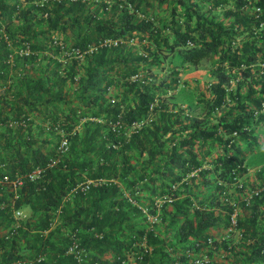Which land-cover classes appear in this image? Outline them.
<instances>
[{"label":"trees","instance_id":"1","mask_svg":"<svg viewBox=\"0 0 264 264\" xmlns=\"http://www.w3.org/2000/svg\"><path fill=\"white\" fill-rule=\"evenodd\" d=\"M105 38L116 39V44L99 45ZM24 45L27 53H21ZM73 47L82 50L80 56L87 61L82 74H77L79 56L67 54ZM43 52L46 59L57 62L54 75L33 77L31 89H20L27 83L18 67L32 65ZM55 55L68 61L61 65ZM164 58L171 63L167 68L172 75L183 63L208 61L209 94L199 97L203 117L186 112L178 119L179 110H168L172 107L159 98L162 91L164 97L172 94H166L170 86L128 79L139 70L150 74L154 67L162 68ZM116 76L127 78L122 84L131 93V101L123 93L109 103L105 92L112 81H118ZM56 81L76 83L73 94L65 95ZM54 84L61 92L36 102L34 89L47 90ZM155 97L157 105L147 123L128 136L122 128L112 130L110 123L118 113L125 123L137 120ZM50 101L61 107L49 108ZM33 110L54 137L47 140L49 144L44 138L22 136L25 128L24 134H30ZM173 114V122L181 124L179 137L175 139L170 131L161 141L160 135L171 130L166 121ZM85 116L101 121L80 122ZM11 118L16 122L22 118L23 123L8 125ZM59 129L68 140L67 150L49 164L56 155ZM204 142L215 150L203 148ZM165 143H169L167 150ZM263 146L264 0H0V175H22L15 195L7 182L0 181V264H187L190 259L222 264L212 252L227 256L231 249L225 237L216 239L208 229L216 225L227 233L231 206L224 199L225 191L246 171V155ZM133 151L140 156L146 153L138 163L148 168L146 172H133ZM35 166L41 173L28 178ZM190 172L197 173L189 178L193 197L206 204L205 210L191 209L189 198L165 201L159 207L157 223L165 218L174 224L168 251L177 244L180 251L173 255L157 247L164 239L146 229L145 217L137 205L121 196L116 182L91 185L85 191L71 189L86 178H116L137 203L136 179L150 184L160 179L159 191L173 196L170 184ZM200 187L207 191H199ZM143 202L139 204L149 205L151 199ZM171 204L175 206L172 214ZM22 205L28 206L29 213L15 219L12 210ZM238 211L231 230L239 228L242 238L251 241L244 244L247 252L242 262L228 254L229 263L264 264V190L248 202L239 200ZM141 238L150 250L139 260ZM72 239L83 249L80 262L66 250ZM154 245L157 248L152 250ZM245 251L237 250L239 256Z\"/></svg>","mask_w":264,"mask_h":264},{"label":"crops","instance_id":"2","mask_svg":"<svg viewBox=\"0 0 264 264\" xmlns=\"http://www.w3.org/2000/svg\"><path fill=\"white\" fill-rule=\"evenodd\" d=\"M220 9L221 8H219V7L216 8L215 9V12H219ZM88 50H90V49H88ZM43 53H44V55H42V53H39V56L35 57V60H34V62H33L32 65H28L27 66V63H24V65L22 66V68H21V66L18 67V71L21 72L20 75L23 78L22 81H24V82L27 83V84L22 83L20 85V89L25 90V91H26V89H31V86H32L31 84L33 83V77H36V76L37 77H39V76H45V74L49 75L50 72H52L53 75H54L57 62H54L52 60L46 59L44 56H46L45 54H47V53L46 52H43ZM53 57H56V59L58 61H61V65H63V62L68 61V57H65L63 59V57H61V55H55ZM78 60H79V62H78L79 65L77 67V72H78L77 74H79V73L82 74L84 72V70H85V66L87 65V61H86V59L82 58V56H79ZM186 64H187V62L186 63H183L181 65H178L173 70L176 71L175 73L178 74L179 73V69L182 68V66H184ZM59 67H60V65H59ZM174 71H173V73H174ZM110 74H111V71H110ZM23 76H25V80H24V77ZM13 78H14L13 79V83H16L17 84L18 83V79H16L15 77H13ZM117 78H119L117 82H115V81L113 82L112 81V84H110L107 87V90L105 92V96H107L108 98L110 96H112L113 98H116L117 97L119 99V98H121V95L124 93V94H127L125 100L131 101V97H130L131 96V93L130 92L127 93L125 85L122 84V82L124 80H127V78L126 77L121 78V77L116 76L114 78V80L117 79ZM128 79L130 80V78H128ZM45 85L46 84L43 85V88H45ZM58 85L60 86L59 89L60 90L62 89V92L65 95L71 96L73 94L72 93V90L76 86V83H71L69 81H65V84L63 83V85H62V83H60V84L58 83ZM16 87H18V84H17ZM43 88H41V89H34L33 94L35 95L37 93V95H36V102L43 101L45 98H47L46 100H50L55 95L54 93H56L57 90H59L57 88L56 84L50 85L48 87L49 89H47V90H45ZM42 89L44 91H42ZM60 90H59V92H61ZM113 92L117 93V96L116 97L113 94ZM50 94H52V95H50ZM163 95H164V92H163ZM201 99L202 98H196L195 100H191V102L192 103H194V102H201V104L203 105ZM174 100L180 102L179 100H176V99H174ZM167 104H168L169 107H172V109H168V110H176V109L179 110L178 112L175 113V114H177V118L178 119H180V117L184 113L187 112L186 111L187 108H184L185 105L182 104V103H177L176 104L175 102L174 103L173 102H168ZM48 107L49 108H52V109H59L61 107V105H59V103L56 102V101H50V103L48 104ZM37 114H35V111L34 110L32 112H30V115H29V118H30L29 123L30 124H29L28 130H27L30 134H29V136H26L24 134V131L26 130V128H25V130L22 133V136L23 137L25 136L26 138L29 137V138L37 139V140L38 139H41V138H44V139H46L45 142H47L49 144V142L47 140L48 139H52L54 137L47 132L46 125L44 124V121L40 119L39 112ZM175 114L169 116V119L166 121V123H170L171 124L170 125L171 130L167 131L166 133H162L160 135V140L161 141L170 133V131H172V133L174 134V136H175L174 138L175 139L177 137H179V132H177V129L181 126V124L178 123V122H173L174 116H176ZM188 116H193V115L189 114ZM200 116H202V117L204 116V112L203 111H202V114L201 115H196V117H200ZM12 119L13 118L8 119L7 120V123H8V125L14 126L15 123H16V120H12ZM90 119L96 120V121H99V122L101 121V118H99V117L85 116V117H81L80 118V122L81 121H84V120H90ZM80 122L78 123L79 124L78 125L79 127H80V125H82ZM160 122L161 121L159 120L158 123H160ZM156 123H157V121H156ZM57 132L59 134H61L60 131H57ZM148 138L150 139L151 136H149ZM200 142H201L200 139L197 140V141H195L196 144H198ZM204 143H205V145H203V148H205V147L208 148L209 147L211 149V151L212 150H215V146L214 145H211L209 142H204ZM168 148H169V143H165L164 146H163V149H166L167 150ZM196 148H197V150H199L198 147H196ZM262 149H264V146L260 150H262ZM260 150H258V151H260ZM258 151L247 154L246 157H245V161L247 163H252L254 161H258L259 159H263V155L256 154V153H258ZM133 154L134 155L131 156L130 161H131V164L132 165H135V169L133 170V172L135 173V175H138L140 172H143L144 169H145V172H146L148 170V168L146 166L145 167L144 166L143 167H140V165L138 164L142 159L146 158V153L143 152L142 155L140 156V155H138L137 152H134L133 151ZM204 166H208V165L205 164ZM36 167H38V166H35L34 168H36ZM191 174H192V176H194L197 173L190 172L187 175L183 176L181 179L175 181L176 182V187L173 190V192H174L173 194L174 195L171 197V199L169 201H167V203H171L172 201H174L176 203V202L182 200L183 198H189V200L191 201L190 202L191 209H200V208H198L196 206L203 205L204 206V209H200V210H205L206 204L201 203V202H198L197 198L196 197H193V194H192L193 191L191 189L194 186L191 184L192 182L189 179L190 177H192V176H190ZM15 175H20V174H15ZM15 175H13V176H15ZM114 179H115L116 184L118 185V189L121 192V196H123L124 198L127 199L128 196H129V194L128 195H125V192L124 191L125 190L128 191L129 189L124 185L123 181L117 180L116 178H114ZM136 180H137V183H136L135 186H133V190H136L137 191L136 192L137 193L136 194V198H138L140 201H138L136 203V201L134 200L132 203H134L135 205L136 204H139V203H144L143 201H146L147 198L151 199V201H152L153 199H155L156 197H158V195L162 194L159 191V183L161 181L160 179H156L155 182L154 183H151V184H150L149 181L144 180V179H136ZM262 182L263 183L261 185H259V192L262 191V190H264V180ZM145 183H146V185H144ZM186 184H187V186L184 187L183 185H186ZM8 185H9V187L7 186L8 187V190L9 191H12L13 192L12 194L15 195V192L14 191H15L16 187L15 188H12L10 184H8ZM93 186H95V185H93ZM234 186H238V185L232 184V186H229V188L230 187H234ZM154 188H155V190L153 191ZM202 188L203 187H200L198 190L200 191ZM202 191L203 192H206L207 190L206 189H202ZM249 191L245 192L244 193V196L248 195L249 194ZM130 195H131V192H130ZM117 196H119V195L117 194ZM141 205H144V204H141ZM171 206H172V208H171L170 214H172V212L175 209V206L173 204H171ZM18 209L21 210V212L23 213L22 216H24L25 214H28L29 213V208H28L27 205H22L21 207H18ZM151 212H153V210H151ZM38 213L39 212H36L35 215H37ZM178 213H179V211H178ZM236 213L238 214L239 211L236 210ZM140 214H142L143 217H145V214H143L141 212H140ZM158 214H159L158 220L153 224L152 231H154L155 233H157L158 237L164 239V242L163 241L160 242L159 243V246H157V247L158 248L161 247L162 250H163V252H166L169 255H173L174 253H178L180 251V250H178L179 249L178 248V244L176 245L177 247H174L175 248L174 251H172V252L168 251L170 249V247L172 246L170 244L169 240L172 238L171 233H173L175 231L174 224H170L168 222V219H165V218L163 219L162 223H157L160 220V208L158 210ZM179 215H180V213H179ZM181 217L182 216H180V218ZM15 219H18V218H15ZM145 220H147V219H145ZM146 222H145V225L147 226ZM177 222L180 223V220L177 221ZM191 224H193V223H191ZM208 232L210 234H213V237L216 238V239H219V237H221V239H223L225 237L226 238V241L225 242H226L227 246L230 247V249H231V251L228 254L232 256V259L234 257H237L242 262V257L245 258V254L247 252V251H245L246 248H244V244H246L247 242H249L251 240H247V239L244 240L242 238V236H241V230L239 228L232 229L230 232L226 230L227 233H224L223 227H217L216 225H212V226L209 227ZM189 238L192 239V236H189ZM156 245H154V247L152 246L151 249L153 250V249L157 248V247H155ZM237 250H241V251L243 250V251H245V253H241V256H239L240 254H239V252H237ZM151 257H153V255ZM237 264H239V263L237 262Z\"/></svg>","mask_w":264,"mask_h":264},{"label":"built area","instance_id":"3","mask_svg":"<svg viewBox=\"0 0 264 264\" xmlns=\"http://www.w3.org/2000/svg\"><path fill=\"white\" fill-rule=\"evenodd\" d=\"M59 44V43H57ZM99 45H115L116 44V39L114 38H105L102 39L98 42ZM187 44L190 45L191 41H187ZM25 47L23 48V50L21 49V53H27L28 52V47L27 45H24ZM91 48V47H90ZM60 49L63 50V47L60 46ZM82 50H79L78 48H70L67 51V54H71L75 57H78L82 54ZM130 80L133 81H138L142 84H149L152 83L153 81V77L151 75L148 74H141L140 72H136L133 73L129 76ZM172 90L170 88L166 89V94H170ZM109 103L113 104L116 102V99L113 97H109L108 98ZM157 97H155L152 101H150L147 105V112L146 114L137 119L134 120L130 123H125L121 117L119 116V113L116 115L115 119L110 123L112 130L113 131H117L119 128L123 129V133L124 135L128 136V134L130 132H133L137 129H139L141 126H143L145 123H147V121L150 119L151 117V110L157 105ZM21 120V121H20ZM22 118H20L16 123H23L22 122ZM58 130V128H57ZM59 131L61 132L60 138L57 142L56 145V155L53 159H51L48 163L52 164L55 161H58L61 154H64L67 150V146H68V140L66 138V136H64L62 134L61 129H59ZM111 146H116V144L111 143ZM232 172V171H231ZM41 173V169L39 167L33 168L30 172H28L27 176L28 178H34L35 176L39 175ZM0 181H5L8 184L11 185L12 188L17 187L19 184H21L22 181V177L21 175H15L12 177H9L6 173H2L0 175ZM115 182L114 178H106V177H95V178H86L80 182H77L74 186L71 187L72 190H79V191H85L89 188V186L91 185H99L101 183L104 182ZM233 184H236L238 186H240V182H238V179L233 182ZM176 187V182H173L172 184H170V189L174 190ZM125 195H128V199H130L132 202L134 200L131 199V195L129 191H124ZM137 191L134 190V193H136ZM259 193V186L253 187L250 189L249 194L246 196H243L242 199L245 202H248V200L250 199L251 196L256 195ZM172 195L170 192H164L160 195H158V197H156L155 199H153L151 201V203L149 205H141V204H136L137 207L139 208L140 212L145 214V219H147V229L152 230V226L153 224L158 220V210L160 205L165 202V201H169L171 199ZM224 199L229 200L227 197H225ZM229 204L231 206V213H230V225L229 227H227V230H231V228L233 227V225L235 224V214H236V204L234 202H232L231 200H229ZM200 209H204V206H196ZM151 210H153V212H151ZM12 215L14 218H20L23 213L21 212V210H19L18 208H15L12 210ZM138 245L140 246L141 249V253L138 255L139 260L140 257L142 255V253H147L150 250V247L147 245V243L145 242L144 238H141V240L139 241ZM67 252L71 253L74 258H76L78 260V262L81 261L82 258V251L83 249L81 247L78 246L77 241L75 239H72L71 242L69 243V245L67 246ZM203 260H206L203 259ZM123 262V261H122ZM201 262V259H190V261H188L187 264H198ZM137 264H146V263H138Z\"/></svg>","mask_w":264,"mask_h":264},{"label":"rangeland","instance_id":"4","mask_svg":"<svg viewBox=\"0 0 264 264\" xmlns=\"http://www.w3.org/2000/svg\"><path fill=\"white\" fill-rule=\"evenodd\" d=\"M99 14L102 13L99 12ZM108 15L109 11L106 13V16ZM160 61L163 63V67H154L153 72L148 74L153 77L152 83H149L148 85L163 86L164 84H166L167 86H170H166L167 88H170L171 90L174 88L170 96L164 97L162 91L160 92L159 98L162 100L164 98V100L168 102H175L176 104L182 103L186 106V111L189 114L193 116L201 115L203 111V105L201 104V102L192 103L191 100H195L196 98H199L201 96L206 98L209 94L207 84L212 79L209 75L208 61L205 59H201L194 64L187 63L179 69V73L177 75H172L169 69L167 68V65L171 64L167 62V59L164 58ZM171 61L173 62L175 61V59L171 58ZM139 71L144 74L143 71ZM176 77L178 78V81ZM173 85H175V87L172 88L171 86ZM113 94L115 95V97L117 96V93L113 92ZM174 99L179 100L180 102L175 101ZM256 154L263 155V159H259L258 161H254L252 163H247L244 160L246 171L238 180L241 185L230 188L227 187L225 191V196H227L232 202L236 203L237 210L239 209V200H241V197L244 196V193L249 191L251 188L259 186L263 183L262 181L264 180V149L258 151V153ZM210 184H213L212 180L210 181ZM212 255L214 256V258H217L218 261L221 259L222 264H231L229 263V255L227 254L226 256L225 253L222 251L219 254L217 252H212Z\"/></svg>","mask_w":264,"mask_h":264},{"label":"clouds","instance_id":"5","mask_svg":"<svg viewBox=\"0 0 264 264\" xmlns=\"http://www.w3.org/2000/svg\"><path fill=\"white\" fill-rule=\"evenodd\" d=\"M141 73V72H140ZM141 74H143V73H141ZM146 75V74H145ZM233 184V183H232ZM251 198V197H250ZM241 200H243L242 198H241ZM235 203V202H234ZM236 204V203H235ZM236 206V208H237V205H235Z\"/></svg>","mask_w":264,"mask_h":264}]
</instances>
